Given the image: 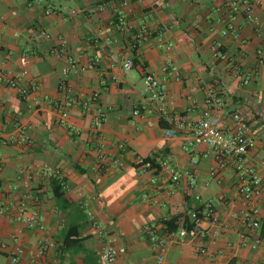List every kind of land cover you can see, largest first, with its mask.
Returning <instances> with one entry per match:
<instances>
[{
    "label": "crops",
    "instance_id": "crops-1",
    "mask_svg": "<svg viewBox=\"0 0 264 264\" xmlns=\"http://www.w3.org/2000/svg\"><path fill=\"white\" fill-rule=\"evenodd\" d=\"M227 1L43 0L52 8L45 15L42 2L0 0V72L16 76L25 70L20 87L38 86L23 100L17 89L0 83V264H13L16 248L22 250L16 264H100L101 230L116 238L114 264H152L146 228L160 230L163 222L186 215L199 205L196 195L213 202L216 224L202 241L169 247L162 264H264V63L256 56L264 4L253 12L260 22L255 25L244 15L231 21ZM119 15L125 16L123 28ZM228 25L239 39L222 35ZM142 26L151 35L133 51V34ZM95 57L99 62L90 65ZM127 59L129 70L122 66ZM71 64L86 70H71ZM145 74L164 83L169 117L141 95ZM62 84L76 98L68 110L70 127L56 124L57 105L66 96ZM209 86L223 104L220 120L230 126L231 115L239 114L255 140L249 159L262 185L257 231L242 225L245 208L232 167L212 178L213 153L198 146L190 156L183 149ZM94 93L98 100L83 108L81 99ZM99 113L106 115L100 142L107 172L100 170L97 140L90 135ZM167 131L175 136H166ZM163 154L187 173L175 186L162 169L139 171L140 160ZM47 169L59 171L61 179L45 174ZM54 180L63 198L54 196L59 192ZM169 187L174 189L170 197ZM23 197L39 213L42 231L15 220ZM43 244L52 246L37 258ZM199 245L210 256H197Z\"/></svg>",
    "mask_w": 264,
    "mask_h": 264
},
{
    "label": "built area",
    "instance_id": "built-area-1",
    "mask_svg": "<svg viewBox=\"0 0 264 264\" xmlns=\"http://www.w3.org/2000/svg\"><path fill=\"white\" fill-rule=\"evenodd\" d=\"M34 2H42L43 12L45 15L52 14V8L43 0H31ZM264 4V0H228L225 3V9L231 21L236 19L240 15L246 16L251 19L255 25H259L258 19L253 17V12L257 8H260ZM125 16L119 15L118 26L123 28L125 25ZM230 24V23H229ZM264 24V21L261 23ZM262 30V28H260ZM151 35V32L144 26L140 27L133 34V43L131 48L136 51V47L139 43L147 39ZM222 35H230L235 39H239L240 35L237 30H235L231 25H228L225 30L222 31ZM39 36L43 38H49V35L45 32H40ZM262 37V45L256 50V56L259 63H264V32H260ZM166 50L170 49V45H166ZM137 55V54H136ZM24 61V58L22 57ZM99 62L98 58L95 57L90 61V65H96ZM123 68L129 70L132 67L131 59H127L123 63ZM70 69L74 71H85V67H77L75 64L70 65ZM27 72L24 70L20 75L8 76L5 73L0 72V83L4 85L15 88L18 91V95L23 100H28L31 94L34 93L38 86L32 84L30 86H21L22 77H24ZM178 79L177 74L173 73ZM143 90L142 96L150 103L158 105V111L161 115L169 117L168 112L165 110L164 103L166 99V90L164 83L156 78L153 74H145L142 78ZM63 93H65V100L62 104L57 105V119L56 124L63 127H70L67 124L68 110L76 103V98L71 96L70 88L66 84L61 85ZM99 95L97 93L91 94L86 98L81 99V105L83 108H87L92 102L97 101ZM223 111V104L220 98L215 93L214 89L209 86L206 90L205 108L201 111L197 121L192 126V136L191 139L183 147L184 151L188 155L193 156L196 152L198 146H204L207 151L213 153L214 166L210 168L209 175L214 178L217 173L224 169L227 165H230L233 169L235 179H236V190L240 197L243 205L244 212L242 215V225L252 231H257L260 228V222L258 220L259 207L257 204V197L262 191V185L260 179L256 173V170L250 163V153L255 146V140L249 132V126L246 121L237 113L231 115L230 126L225 125L224 122L220 120V115ZM133 115H139V110L135 109ZM106 122V115L99 113L95 116L93 121V126L90 131V135L94 137L97 142L96 145V159L100 170L109 171V165L104 164L105 156L103 151V144L100 142L101 130ZM179 119L175 120L176 125L181 126L178 123ZM168 137H174L175 133L173 131L165 132ZM22 140H26L24 136L21 135ZM12 142V141H11ZM119 149L123 148L122 144H119ZM208 152L202 153L201 156L206 158ZM148 161L140 160L138 167L141 173H145L148 170L156 169L153 165H156L159 169L166 171L170 178L171 185H177L179 181L187 176V173L179 171L173 164L171 156L168 154L163 155H151L146 158ZM192 164H196V159H191ZM115 167H123V163L114 162ZM264 166V162L261 163ZM45 174L52 175L57 179H61L60 172L55 170H49ZM191 184H193L192 178H190ZM80 196H82V191H77ZM174 194V189L169 187L166 191V196L170 197ZM195 201L199 202V205L195 209H190L186 216L188 218L189 225L182 226L175 231H166L164 227L160 230L152 227H147L145 232L148 238L150 251L153 257L152 264H162L164 261L165 251L173 246L180 245L186 240H201L209 236L211 231L209 227L216 224V215L214 204L210 200L202 201L199 196L193 197ZM84 206L85 203H84ZM14 218L17 222L22 223L27 226H33L36 229L42 231L44 225L37 211L33 210L28 204L27 199L23 197L15 209ZM98 227V226H97ZM99 236L103 241L102 248L100 250V264H114L118 259V252L114 246L116 241L115 236L109 235L102 230L99 232ZM241 238H245L241 235ZM258 241L252 244L251 248L255 249L257 247ZM51 244L41 245L37 252L36 257L42 258L47 253ZM22 250L16 248L13 256L11 257V263L16 264ZM195 254L200 257L210 256L209 250L203 246L199 245L195 248ZM207 264V263H205Z\"/></svg>",
    "mask_w": 264,
    "mask_h": 264
},
{
    "label": "trees",
    "instance_id": "trees-1",
    "mask_svg": "<svg viewBox=\"0 0 264 264\" xmlns=\"http://www.w3.org/2000/svg\"><path fill=\"white\" fill-rule=\"evenodd\" d=\"M148 161L147 159L144 160V162ZM153 168L158 169V167L156 165H153ZM54 182H56L57 188H58V193H54V196L57 198H63V191H62V187L59 186V181L58 180H54ZM189 225L188 222V218L186 215L184 216H177V217H172L169 220L163 222V227L165 228L166 231H175L176 229H178L179 227L182 226H187ZM65 246L68 247L69 244H67V242L65 243Z\"/></svg>",
    "mask_w": 264,
    "mask_h": 264
}]
</instances>
